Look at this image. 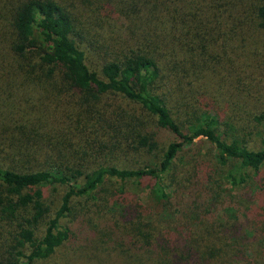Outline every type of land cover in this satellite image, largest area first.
Here are the masks:
<instances>
[{
    "label": "trees",
    "instance_id": "trees-1",
    "mask_svg": "<svg viewBox=\"0 0 264 264\" xmlns=\"http://www.w3.org/2000/svg\"><path fill=\"white\" fill-rule=\"evenodd\" d=\"M70 241L264 264V0H0V264Z\"/></svg>",
    "mask_w": 264,
    "mask_h": 264
},
{
    "label": "rangeland",
    "instance_id": "rangeland-1",
    "mask_svg": "<svg viewBox=\"0 0 264 264\" xmlns=\"http://www.w3.org/2000/svg\"><path fill=\"white\" fill-rule=\"evenodd\" d=\"M157 156L159 154H156ZM223 190L225 191L226 194L231 195L232 197H236L235 192L233 191V189H231V187L229 185H225L223 187ZM136 192H139L136 190ZM229 201H225V204L227 206V203ZM84 204L83 209L79 212V214L82 213H86L89 212L88 209L89 207L86 209ZM65 223V221H64ZM67 226L75 229L77 227V224H75L74 222H67ZM194 228V226H192ZM76 254H77V248L76 246L70 241V242H66L64 243L61 247H59L56 252L54 253V255H52V257H50L47 260H43V261H35L32 264H75V260H76Z\"/></svg>",
    "mask_w": 264,
    "mask_h": 264
}]
</instances>
